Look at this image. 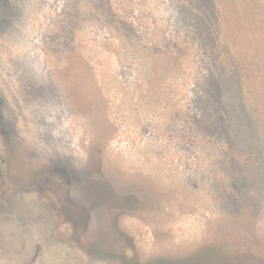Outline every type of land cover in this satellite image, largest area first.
<instances>
[{
	"label": "rangeland",
	"instance_id": "rangeland-1",
	"mask_svg": "<svg viewBox=\"0 0 264 264\" xmlns=\"http://www.w3.org/2000/svg\"><path fill=\"white\" fill-rule=\"evenodd\" d=\"M223 5L0 0V260L264 264V12Z\"/></svg>",
	"mask_w": 264,
	"mask_h": 264
},
{
	"label": "flooded vegetation",
	"instance_id": "flooded-vegetation-1",
	"mask_svg": "<svg viewBox=\"0 0 264 264\" xmlns=\"http://www.w3.org/2000/svg\"><path fill=\"white\" fill-rule=\"evenodd\" d=\"M6 135L7 134L3 132L2 129H0V233L2 237H13L15 233L14 225L12 223L9 224V222H12L14 219L13 211L14 207L16 206L18 208V211L21 212L16 215V218L18 220L16 226L17 232L19 235L23 236V232L28 229L25 224L27 219V213H25V208L19 206L17 202V200L21 199L19 197L20 195L16 193L17 197L15 196L16 187L14 186V177L12 170L13 160L11 155L13 144L12 141H10ZM2 237L1 240H3ZM8 241H10V238H8ZM11 251L12 250L8 251L9 253H7L8 256L6 257V260H0V264H12L9 261L14 258L18 260L16 264H29V260H27V257H25L24 251L20 252V255L15 257ZM34 257H32V259Z\"/></svg>",
	"mask_w": 264,
	"mask_h": 264
},
{
	"label": "trees",
	"instance_id": "trees-1",
	"mask_svg": "<svg viewBox=\"0 0 264 264\" xmlns=\"http://www.w3.org/2000/svg\"><path fill=\"white\" fill-rule=\"evenodd\" d=\"M227 1L231 0H225L227 5H223V10L226 13L238 22V19H246L249 20H256L261 12H264V1L260 2L258 0H246L244 2V7L242 6H235L233 5V2L229 3ZM242 12H247V15L241 14Z\"/></svg>",
	"mask_w": 264,
	"mask_h": 264
}]
</instances>
